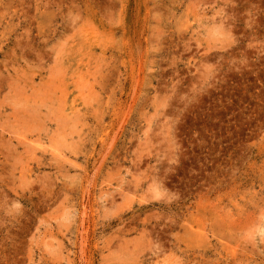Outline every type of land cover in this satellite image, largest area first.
<instances>
[{"label": "rangeland", "instance_id": "1", "mask_svg": "<svg viewBox=\"0 0 264 264\" xmlns=\"http://www.w3.org/2000/svg\"><path fill=\"white\" fill-rule=\"evenodd\" d=\"M0 264H264V0H0Z\"/></svg>", "mask_w": 264, "mask_h": 264}, {"label": "bare ground", "instance_id": "2", "mask_svg": "<svg viewBox=\"0 0 264 264\" xmlns=\"http://www.w3.org/2000/svg\"><path fill=\"white\" fill-rule=\"evenodd\" d=\"M47 110V109H46ZM28 115V114H27ZM32 131V130H31ZM24 137V136H23ZM26 138V137H25ZM31 142V141H30ZM22 143V142H21ZM32 143V142H31Z\"/></svg>", "mask_w": 264, "mask_h": 264}]
</instances>
